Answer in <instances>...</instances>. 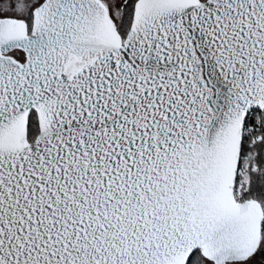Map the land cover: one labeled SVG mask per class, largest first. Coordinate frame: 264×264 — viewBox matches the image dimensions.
<instances>
[{"label":"snow or ice","instance_id":"1","mask_svg":"<svg viewBox=\"0 0 264 264\" xmlns=\"http://www.w3.org/2000/svg\"><path fill=\"white\" fill-rule=\"evenodd\" d=\"M0 264H264V0H0Z\"/></svg>","mask_w":264,"mask_h":264}]
</instances>
